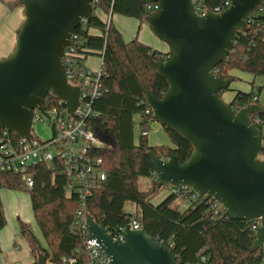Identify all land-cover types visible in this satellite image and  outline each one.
Segmentation results:
<instances>
[{
  "label": "water",
  "instance_id": "1",
  "mask_svg": "<svg viewBox=\"0 0 264 264\" xmlns=\"http://www.w3.org/2000/svg\"><path fill=\"white\" fill-rule=\"evenodd\" d=\"M96 0H20L25 19L14 52L0 60V126L13 139L34 138V110L46 112L45 99L53 93L71 116L80 104V87L72 85L63 57L76 29L95 11ZM264 0H230L221 12L199 15L194 0H158L145 23L170 47L167 60L157 63L169 87L159 98L146 91L159 124L177 132L193 146L186 162L168 152L147 156L157 184L187 185L200 196H213L233 219L259 220L253 248L264 245V159L262 129L252 114H262L261 103L239 110L222 93L232 80L214 69L234 50L238 32L249 30V18ZM85 230L107 258V264H180L171 247L142 227L127 224L117 239L91 214ZM36 264H47L38 251ZM199 264H204L199 262Z\"/></svg>",
  "mask_w": 264,
  "mask_h": 264
},
{
  "label": "trees",
  "instance_id": "2",
  "mask_svg": "<svg viewBox=\"0 0 264 264\" xmlns=\"http://www.w3.org/2000/svg\"><path fill=\"white\" fill-rule=\"evenodd\" d=\"M223 1L196 0L210 10ZM156 3L158 0H98L94 4L93 15L76 29L77 39L71 44L74 48L72 58L78 70L90 54H98L102 59V86L92 103L94 114L87 121L98 134L110 136L112 144L92 146L87 153L102 160L105 180L82 198L77 192L69 191L71 178L57 160L52 168L46 164L28 168V175L33 180L31 187L27 186L21 173L0 169V191L10 189L29 193L34 217L48 248L41 247L33 233L30 234L54 264L91 262L90 251L85 244L87 232L76 224L83 204L85 211L113 236L121 227L137 220L150 236L171 247L180 264H264V245L253 248L254 220L229 217L213 196L195 195L183 186L158 203L152 201L162 187L157 184L155 169L147 152L152 151L159 157L173 152L182 163L193 152L189 141L165 126L170 144L151 145L148 136L135 138V116L140 118L148 107L146 91L161 98L169 87L167 80L158 73L157 63L167 60L171 52L159 51L137 36L127 41L112 17L108 22L96 11L99 9L106 15L121 14L145 23V17L152 13L149 5ZM10 5L21 6V3L18 0ZM248 27L247 32H238L233 52L215 67L214 72L218 76L233 81L235 78L230 72L234 69L264 76V4L249 18ZM263 89L262 85L254 86L248 92L236 91L231 106L237 111L250 103H259ZM65 105L53 93L45 99L47 110L65 108ZM262 105L264 107V103ZM252 119H257V126L264 129V112L252 114ZM4 131L0 126V140ZM8 137L14 143L12 132H8ZM259 158L264 159V150ZM143 176L153 179V185L147 190L138 187V180ZM180 197L190 201L184 210L174 206ZM128 201L137 205L136 212L125 210ZM6 224L0 195V230ZM25 231L28 232L27 229Z\"/></svg>",
  "mask_w": 264,
  "mask_h": 264
},
{
  "label": "built area",
  "instance_id": "3",
  "mask_svg": "<svg viewBox=\"0 0 264 264\" xmlns=\"http://www.w3.org/2000/svg\"><path fill=\"white\" fill-rule=\"evenodd\" d=\"M98 1V0H96ZM230 5V0H224L222 4L217 5L214 10L207 9L194 0V7L199 15L206 11L221 12ZM153 11L157 9L155 5H149ZM111 13L108 16V22L111 19ZM85 22V21H84ZM77 39L74 33L70 45L66 48L63 62L66 67V73L69 82L80 87V104L75 112V116H71L67 110V106L54 108L51 110V125L53 128V137L43 140L36 135L33 139H22L18 142H11L8 137V131L5 129L0 140V169L7 171H15L21 173L28 187L33 185L32 178L28 175V168L31 165L46 164L52 168L56 161H60L64 171L71 178L69 191L77 192L82 198L88 195L91 189L105 180L106 174L102 167V160L98 157H90L88 155L89 148L92 146H107L110 136L98 134L95 128L89 126L87 119L94 114L92 103L100 94L101 89V69L99 72H87L81 67L78 70L75 60L72 58L74 48H71L73 40ZM60 102H63L60 100ZM40 113H44L38 109L34 110L33 124L40 118ZM256 123L257 119L254 120ZM153 123V111L148 106L144 113L135 123V138L139 136H149ZM34 133V131H33ZM264 135V129L262 130ZM264 150V140H263ZM189 188L187 185L172 186L169 185L170 192H178L181 187ZM194 192V191H193ZM195 193V192H194ZM195 195H198L195 193ZM194 195V196H195ZM88 213L85 211V204L78 211L77 226L85 228V219ZM133 229H140L142 225L137 220L131 223ZM259 220H254L253 229L260 226ZM124 227L115 236L122 240ZM85 244L90 251V264H107V258L99 249L95 240H89L86 236Z\"/></svg>",
  "mask_w": 264,
  "mask_h": 264
},
{
  "label": "crops",
  "instance_id": "4",
  "mask_svg": "<svg viewBox=\"0 0 264 264\" xmlns=\"http://www.w3.org/2000/svg\"><path fill=\"white\" fill-rule=\"evenodd\" d=\"M17 1L18 0H0V56H5V57L10 56L14 52L17 44L18 32L25 19L24 8L22 5L21 6L10 5L16 3ZM98 15L103 20L108 19L109 16L106 15L105 13L103 15L100 14ZM111 17H113V15H111ZM162 46H163V50H159V51L162 52L170 51V47L165 42L164 43L162 42ZM232 71L230 72L231 76L233 74ZM235 79L240 80V77L235 76ZM248 79L250 80L252 79V80L247 81L249 85L248 87H246V92L250 91L254 86H262V85L264 86V76H254L251 74V76L248 77ZM227 91L228 90H225L222 93L223 98H224V94ZM228 98L227 99L224 98V100L230 102L231 100L229 101ZM259 101H260L259 103L261 104L264 103V89L262 90L259 96ZM166 144H170L169 139ZM12 193L13 192H10V189H2L0 191L1 199L4 205L5 215L7 218L6 226L2 230H0V246L2 249V252L0 254V264H35L38 251H41L39 245L43 247V244L39 241V239H37L39 242V245H37L33 240L31 234L25 231L26 230L24 227L25 225L22 224H24L25 222H29V220L31 221V219L29 218V215L28 216L24 215L25 213L23 211L24 210L23 205H21L19 201L21 196L19 194H14V193L12 194ZM189 204L190 201L187 204V206H185L183 209L180 210L186 209L189 206ZM16 219L19 220V223ZM12 223L15 225L14 230H12L11 228ZM20 239H22L21 244L17 242ZM43 248H48L47 243H46V247ZM48 262H50L49 264H54L51 258L47 259V263Z\"/></svg>",
  "mask_w": 264,
  "mask_h": 264
},
{
  "label": "rangeland",
  "instance_id": "5",
  "mask_svg": "<svg viewBox=\"0 0 264 264\" xmlns=\"http://www.w3.org/2000/svg\"><path fill=\"white\" fill-rule=\"evenodd\" d=\"M97 14L103 15L104 13L101 10L96 11ZM105 17V16H104ZM114 23L117 25V27L123 32L124 38L129 41L133 39L134 37H138L142 42L152 46L155 49L163 50L162 42L164 41L160 39L153 31L152 29L145 23H141L138 19L133 17H127L121 14H114L112 17ZM8 56H0V60ZM101 63L102 59L101 56L98 54H90L88 55L87 59L84 61L83 69L87 72H99L101 69ZM232 77H240V80L234 79L228 91L224 94V98L232 100L237 90L246 91V87H248V82L251 81L248 79V77L251 76L250 73L241 71L238 69H234L232 71ZM51 111H48L47 113H40V118L33 124V131L34 135L37 137L47 140L53 137V128L51 125ZM139 116H135V120L138 121ZM110 140L107 142V146H111L112 143H110ZM149 143L151 145L156 144H166L168 142V136L165 132L164 127L159 124L156 128H152L149 136H148ZM153 185V179L150 177H140L138 180V187L140 190H147ZM10 192H13L14 194H19L21 198L19 199L21 205H23V211L24 215L28 216L31 219L29 222H25L22 225H25V229L28 230V232H32L34 236H36L37 239L43 244V247H46L45 240L42 236V233L34 219L33 211H32V205L30 201V196L27 191H17V190H10ZM12 193V194H13ZM170 193V189L168 186H163L156 195L152 198L154 203H158L163 197H166ZM189 203V200H185L182 197L177 199L174 202V206L178 207L179 209H183L187 204ZM125 210L127 212H136L138 210L137 205L132 202L128 201L125 204ZM19 223V220L16 219ZM12 230L15 229V225L12 223L11 225ZM20 229V227H19ZM22 229V228H21ZM19 244H21L22 239L17 241ZM24 242V241H23ZM37 259V258H36ZM48 262L47 264H49Z\"/></svg>",
  "mask_w": 264,
  "mask_h": 264
}]
</instances>
